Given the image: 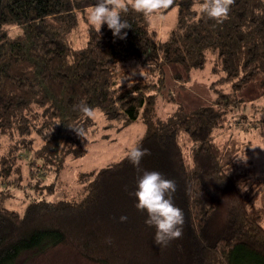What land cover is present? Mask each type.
I'll use <instances>...</instances> for the list:
<instances>
[{
    "label": "trees",
    "instance_id": "trees-1",
    "mask_svg": "<svg viewBox=\"0 0 264 264\" xmlns=\"http://www.w3.org/2000/svg\"><path fill=\"white\" fill-rule=\"evenodd\" d=\"M91 1L0 0V133H37L42 145L30 161L57 170L67 158L64 147L72 159L82 156L81 137L68 125L88 132L95 123L74 108L81 102L109 124L148 125L172 64L184 67L185 76L175 74L183 86L191 70L212 58L211 73L221 74L218 87L211 84L214 106L182 110L146 131L136 143L148 149L139 170L126 156L101 168L78 202L30 201L22 212L0 207V264L26 254L40 264L59 252L76 264H264V178L239 163L251 153L248 145L234 137L219 144L215 137L231 127L228 114L236 117L241 96L264 87V0H233L220 23L200 15L197 0H166L161 10L176 8V22L163 40L127 3L126 38L114 37L106 24L97 30L89 23L88 39L77 48L71 35ZM132 62L149 65L158 76L122 80ZM255 93L264 99V91ZM256 98L250 110L264 116ZM181 138L190 145V162ZM28 150L24 144L22 153ZM9 160H0V179L10 176ZM143 170H157L176 184L173 202L183 210V232L166 246L154 242L155 227L145 223L147 213L130 195Z\"/></svg>",
    "mask_w": 264,
    "mask_h": 264
},
{
    "label": "rangeland",
    "instance_id": "rangeland-1",
    "mask_svg": "<svg viewBox=\"0 0 264 264\" xmlns=\"http://www.w3.org/2000/svg\"><path fill=\"white\" fill-rule=\"evenodd\" d=\"M94 3L95 0H92L85 4L83 9L85 20L84 18L80 19L79 27L71 35L74 46L77 48L84 46L88 39L89 23L92 24L89 12ZM126 3L132 4V0H126ZM148 19L149 27L156 30L158 38L163 40L175 25L176 8L166 12L160 10L159 15ZM93 26L96 28L95 25ZM211 61L212 58L208 57L202 69L191 70L189 80L183 83V86H181V81L175 80V74L185 76L184 67L181 64L166 66L165 88L162 89L161 96L158 97L154 107H152L148 125L141 120L127 127H122L117 123L109 124L102 114L95 111L94 116L91 117L95 124L88 131L87 139L80 138L84 153L81 157L72 159L66 154L68 151L64 147V156H67V158L57 170L51 165L38 167L42 166L41 162L35 164V160L30 161V159H36L34 158L36 152L42 145L37 133L32 132L27 137H21L15 132L9 135L0 133V160L10 159L7 161L6 168V172H10V176L0 179V207L22 212L24 206L30 201L50 203L80 201L86 195V186L92 180L94 174L101 168L125 157L127 149L136 145L146 131L156 128L159 123L166 122L167 119L176 116L182 110L187 113L201 106H214L215 95L211 89V84L214 83L213 87H218L215 82L221 74L211 73ZM149 63L157 65L153 61ZM147 66L132 62L127 63L124 70L129 73L130 79L155 80L158 73L152 71V68L144 69L145 75H140L139 69ZM133 70H135V74H133ZM254 91L260 96V93L264 91V87H256ZM255 92L248 91L246 96H244L245 93L241 96L245 99V105L242 102L243 105L239 106L238 111L234 113L236 117H231L228 114L231 127L215 133V137L216 143L219 144L234 137L243 142L244 145H248L251 153L243 156L242 161L240 160L239 163L246 171L252 169L256 176L264 178V128L260 131L257 127L264 125V116L255 115L249 107L250 99L256 98L257 94ZM253 104L257 107L263 106L264 99L257 97L254 99ZM244 107H247L249 111L247 112ZM242 115H244L243 119L240 118ZM24 144L29 148L27 154L22 153ZM181 144L184 145L187 161L190 162V145L184 138H181ZM20 153L23 154L22 158L18 155ZM28 155L29 160L27 159ZM30 168L34 171H30ZM30 173L34 175V178L31 179ZM39 178L41 180L38 181ZM31 182L35 186L34 189L31 187ZM47 189L49 190L46 191ZM31 259V256L26 254L21 256L14 264H31ZM40 264L76 263L65 252H59L48 255Z\"/></svg>",
    "mask_w": 264,
    "mask_h": 264
},
{
    "label": "clouds",
    "instance_id": "clouds-1",
    "mask_svg": "<svg viewBox=\"0 0 264 264\" xmlns=\"http://www.w3.org/2000/svg\"><path fill=\"white\" fill-rule=\"evenodd\" d=\"M233 0H197L193 5L194 9L201 15L214 19L220 23L228 18L230 5ZM131 7L151 18L157 16L160 10L166 7V0H132ZM126 0H95L90 12L89 18L98 30L102 24H106L112 30L114 37L124 39L127 36L126 31L122 29L130 28L129 22L123 18L122 13L128 11ZM139 69L140 75L144 76V69ZM135 74V70H133ZM129 79L126 74L122 80ZM74 108L84 114L86 117L94 116V109L87 103L81 102L74 105ZM77 136L86 138L88 132L82 125H68ZM148 149L139 144L133 145L126 151V158L138 170L140 162ZM176 184L172 179L167 178L163 173L157 170H143L136 181V188L130 195L136 197L135 206L138 210L145 211L147 217L145 223L150 227H155L153 240L159 246H166L170 241L182 235L184 224L183 210L173 202V193ZM121 221L127 220L126 215L119 217ZM111 243V237L107 238Z\"/></svg>",
    "mask_w": 264,
    "mask_h": 264
}]
</instances>
